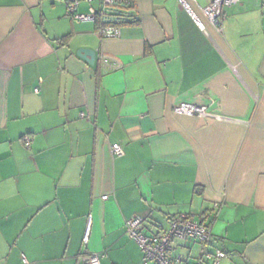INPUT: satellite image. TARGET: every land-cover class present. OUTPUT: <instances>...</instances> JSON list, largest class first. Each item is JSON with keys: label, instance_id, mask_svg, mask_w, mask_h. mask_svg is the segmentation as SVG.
<instances>
[{"label": "crops", "instance_id": "0c3cea01", "mask_svg": "<svg viewBox=\"0 0 264 264\" xmlns=\"http://www.w3.org/2000/svg\"><path fill=\"white\" fill-rule=\"evenodd\" d=\"M210 2L189 0L203 29L179 0H0V264H142L128 219L150 235L205 212L219 264H264V0L225 6L222 31ZM105 8L118 37L99 34ZM181 102L221 118L175 113ZM172 250L211 264L193 239Z\"/></svg>", "mask_w": 264, "mask_h": 264}, {"label": "built area", "instance_id": "2783aa9c", "mask_svg": "<svg viewBox=\"0 0 264 264\" xmlns=\"http://www.w3.org/2000/svg\"><path fill=\"white\" fill-rule=\"evenodd\" d=\"M240 0H211L209 5L202 9L203 15L219 30H223L224 8L232 4L238 3ZM179 3L184 6L193 19L203 29L204 24L199 15L194 11L189 3V0H179ZM69 11L73 14V18L77 20H94L95 12L91 11L89 15L76 13L77 3H69ZM106 5L120 4L128 7L133 6L134 0H105ZM110 15L108 9L101 10V25L99 34L104 37H118L121 34V29L116 24H110L107 17ZM100 66L106 70H119L123 68V63L116 57L101 55L99 58ZM174 112L186 116H199L207 118H221L220 115L210 111L208 106L197 105L189 102H181L174 107ZM26 147H30V137L23 138ZM113 151L117 155L124 153L121 145L115 144ZM104 199L108 195L103 196ZM219 205L217 204L216 207ZM146 221L145 216H135L126 221V229L129 235L134 238L143 252L142 264H191L184 260L181 255L173 254V243L177 240L193 239L197 241L200 247L199 259L200 262L211 261V264H219L220 260L226 256L222 250H216L211 253L208 248L210 246L211 234V215L207 212L201 216V219L193 217L191 214L180 213L170 219L169 226L163 228L160 232L146 235L142 232V226ZM93 225V216H88L86 231L84 233L83 242L85 245L90 240V235ZM102 254L99 252H90L85 258V264H101Z\"/></svg>", "mask_w": 264, "mask_h": 264}, {"label": "water", "instance_id": "95a60500", "mask_svg": "<svg viewBox=\"0 0 264 264\" xmlns=\"http://www.w3.org/2000/svg\"><path fill=\"white\" fill-rule=\"evenodd\" d=\"M112 20V18H110ZM78 55L85 58L91 65L96 62V51L88 48H80L78 50Z\"/></svg>", "mask_w": 264, "mask_h": 264}, {"label": "trees", "instance_id": "16d2710c", "mask_svg": "<svg viewBox=\"0 0 264 264\" xmlns=\"http://www.w3.org/2000/svg\"><path fill=\"white\" fill-rule=\"evenodd\" d=\"M205 213H207V212H205ZM205 213H203V214H205ZM173 218V217H172ZM171 218V219H172ZM212 221H213V217L211 218V222H210V224H211V229H212ZM210 246H209V248H208V250L211 252V253H215L216 252V250H218L219 248H212V245H213V232H212V230H211V234H210ZM197 242V241H196ZM219 250H222V249H219ZM222 251H224V250H222ZM225 252V251H224ZM226 253V252H225ZM188 262V261H187Z\"/></svg>", "mask_w": 264, "mask_h": 264}, {"label": "rangeland", "instance_id": "374dc122", "mask_svg": "<svg viewBox=\"0 0 264 264\" xmlns=\"http://www.w3.org/2000/svg\"><path fill=\"white\" fill-rule=\"evenodd\" d=\"M164 223H165V221H164ZM166 224V223H165ZM166 226H167V224H166ZM151 264H153V263H151Z\"/></svg>", "mask_w": 264, "mask_h": 264}]
</instances>
